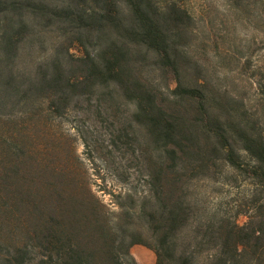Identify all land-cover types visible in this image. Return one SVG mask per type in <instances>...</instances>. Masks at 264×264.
Instances as JSON below:
<instances>
[{
	"label": "trees",
	"instance_id": "trees-1",
	"mask_svg": "<svg viewBox=\"0 0 264 264\" xmlns=\"http://www.w3.org/2000/svg\"><path fill=\"white\" fill-rule=\"evenodd\" d=\"M190 22L175 2L0 0V264H138L134 245L156 264H264V96L236 107L187 73ZM73 113L119 126L146 183L108 203L78 182L56 127ZM237 183L233 211L194 190Z\"/></svg>",
	"mask_w": 264,
	"mask_h": 264
},
{
	"label": "rangeland",
	"instance_id": "rangeland-1",
	"mask_svg": "<svg viewBox=\"0 0 264 264\" xmlns=\"http://www.w3.org/2000/svg\"><path fill=\"white\" fill-rule=\"evenodd\" d=\"M58 4L61 0H49ZM158 4L175 2L187 9L192 22L189 23L190 36L185 45L187 53V73L197 74L208 81L209 90H220L234 97L236 107L255 106L263 99L261 85H264V4L259 0H156ZM56 37V35H54ZM64 36L57 35L54 41L59 43ZM72 53L80 54L75 46ZM183 71L184 66H181ZM160 85L176 87L173 74L156 73ZM132 110V108H130ZM124 108V110H130ZM130 110V111H131ZM128 126V122L125 124ZM56 127L68 136L66 146L75 151L61 149L63 156L70 157L72 166L78 170L77 181L92 183L105 201L113 200L112 194L126 191L131 187H141L146 183L143 177V163L130 148L125 147L127 138L116 132L119 126H113L105 116H90L73 113L69 117L57 120ZM117 127V129H116ZM139 130V128L137 129ZM140 138L143 140V133ZM212 183V182H196ZM207 186V187H206ZM240 183L234 188L199 184L197 193L210 192L208 208L233 211L242 198ZM208 188V189H207ZM245 217L239 218L244 224ZM0 248L3 249L2 241ZM146 261L156 264L154 252L142 245H134L131 253L138 264H143L141 254ZM148 253L152 258L148 257ZM143 256V255H142Z\"/></svg>",
	"mask_w": 264,
	"mask_h": 264
},
{
	"label": "crops",
	"instance_id": "crops-1",
	"mask_svg": "<svg viewBox=\"0 0 264 264\" xmlns=\"http://www.w3.org/2000/svg\"><path fill=\"white\" fill-rule=\"evenodd\" d=\"M148 257L152 258V255L150 253H148ZM141 260L143 261V264H150V261H146L147 259L144 258V252L141 254Z\"/></svg>",
	"mask_w": 264,
	"mask_h": 264
}]
</instances>
